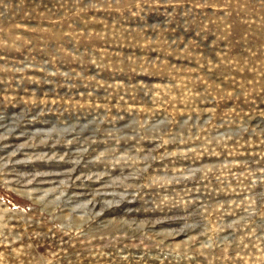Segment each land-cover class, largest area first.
Returning a JSON list of instances; mask_svg holds the SVG:
<instances>
[{"label": "rangeland", "instance_id": "1", "mask_svg": "<svg viewBox=\"0 0 264 264\" xmlns=\"http://www.w3.org/2000/svg\"><path fill=\"white\" fill-rule=\"evenodd\" d=\"M0 264H264V0H0Z\"/></svg>", "mask_w": 264, "mask_h": 264}]
</instances>
